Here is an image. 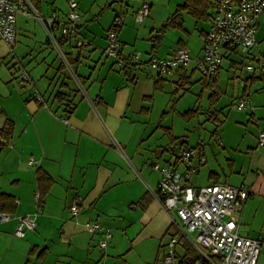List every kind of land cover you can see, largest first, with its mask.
I'll return each mask as SVG.
<instances>
[{
  "label": "crops",
  "instance_id": "crops-1",
  "mask_svg": "<svg viewBox=\"0 0 264 264\" xmlns=\"http://www.w3.org/2000/svg\"><path fill=\"white\" fill-rule=\"evenodd\" d=\"M75 1L80 15L78 35L63 43L64 53L55 49L43 24L33 17L16 16V37L24 36V42L16 41L10 48L0 38V194L10 198L0 200V214L10 215L6 221L0 220V264H163L166 243L180 237L175 223L179 221L174 212L162 208L156 196L160 175L153 164L172 163L178 150L187 145L173 148L167 157L166 148L152 139L162 126L154 127L149 116L156 101L168 103L165 85L170 83L171 90L177 92L181 83L189 87L194 72H199L196 59L202 55L211 9L204 20L182 11V27H169L161 33L162 25L183 0L166 16L157 14L159 18L149 16L152 6L143 0L149 4V19L140 28L133 24L144 20L137 23L133 16L142 3L129 13L128 4L123 9L122 0H116L118 5L115 0ZM33 2L41 17L55 15L51 30L58 35L56 27L66 18L69 0ZM110 2L113 14L103 19ZM184 14L195 20L191 30L186 27ZM118 17L123 20L117 30L121 47L119 55L113 57L104 49L107 31ZM36 24L38 34L44 35L38 40ZM261 27L264 14L256 21L254 47L259 57H255L254 47L225 50L222 64L212 77L205 78L199 72V95L208 92L203 112L216 124L215 143L198 144V170L190 178L195 187L222 183L248 191L232 216L240 236L259 241L256 264H264V145L258 143V135L264 132ZM97 28L99 35L93 33ZM168 31L178 32L176 44L160 54V49H152V40L162 34V42ZM37 44L46 51L54 50L57 62L43 53L38 62L25 61V51L32 52ZM176 47L187 49L192 60L168 77L156 76L147 65L149 58L168 57ZM132 52L141 53L140 62L120 66ZM63 54L74 61L73 71ZM225 59L228 69L223 77ZM243 71L231 88L233 109L225 116L224 108L218 106L221 88L232 77L229 73L236 77ZM22 73L29 76L28 81L20 79ZM216 92L220 96L213 105L215 121L207 112L209 97ZM240 98L249 101L245 109L234 106ZM184 112L180 115L188 121ZM163 129L171 138L169 128ZM7 130L9 134L5 135ZM38 172L50 179L49 184H39ZM201 175L205 183L198 186L196 181ZM75 201L79 212L73 215L69 207ZM19 216L33 218L36 223L22 237L14 234ZM88 222H97L110 232L104 250L98 246L102 231L88 232Z\"/></svg>",
  "mask_w": 264,
  "mask_h": 264
},
{
  "label": "built area",
  "instance_id": "built-area-1",
  "mask_svg": "<svg viewBox=\"0 0 264 264\" xmlns=\"http://www.w3.org/2000/svg\"><path fill=\"white\" fill-rule=\"evenodd\" d=\"M68 5L66 18L57 25L59 34L55 35L51 30L55 26V15L41 17L33 0H0V38L12 48L16 42V16L33 17L43 24L51 44L61 53L57 44L58 38L75 37L79 30L80 15L76 11L78 3L69 0ZM210 9V28L203 38L202 55L196 59L197 69L205 78L212 77L220 68L223 51L251 49L256 45V21L264 14V0H212ZM148 12L149 4L143 2L134 14L135 21L141 23ZM122 22L121 17L116 18L107 31L104 53L108 56L119 55L121 44L117 40V30ZM80 44L78 42V45ZM140 56L141 53L132 52L124 62L137 64L140 62ZM191 60L187 49L176 47L168 57H150L147 65L156 76L168 77ZM124 62L119 65H125ZM20 79L28 81L29 76L22 73ZM35 97L40 100L38 95ZM248 105L246 98H240L234 103L239 110ZM258 143L264 145V132L258 135ZM195 157L196 148H180L172 163L153 164V169L160 175L156 196L162 208L168 213L174 212L179 221L175 223L180 237L170 239L166 243L163 264H180L177 248H182L184 243L197 254L198 260L195 264H200V261L208 264H256L260 243L255 239L240 236L238 223L232 216L246 200L248 191L222 183L193 186L190 178L198 170ZM69 210L73 215L79 212L77 201L70 205ZM9 218L7 213L0 214L2 221ZM35 226L33 218L19 216L14 234L22 237L26 230H33ZM85 229L90 233L102 231L103 238L98 246L104 250L111 237L110 232L103 230L97 222L86 223Z\"/></svg>",
  "mask_w": 264,
  "mask_h": 264
},
{
  "label": "rangeland",
  "instance_id": "rangeland-1",
  "mask_svg": "<svg viewBox=\"0 0 264 264\" xmlns=\"http://www.w3.org/2000/svg\"><path fill=\"white\" fill-rule=\"evenodd\" d=\"M122 1H123V9L125 8L124 7L125 4H128L127 10L130 13L133 10V8L140 6L143 0H122ZM145 1L151 4L152 6L149 16L150 15L157 16L158 14L161 17L166 16L168 12H171V10H174L176 4H179L182 2V0H145ZM87 2H90V0H87ZM114 3H116L117 5L119 4L118 1L116 0ZM109 4L110 5H107L105 7L106 12L104 16L102 17L103 19H106L109 15L113 14L112 11L109 10L110 9L109 6H112L113 3L110 2ZM147 16L145 17L144 22L142 24L134 23L133 26L137 28L144 27L146 25V22L149 19ZM157 18L159 17L157 16ZM184 18L186 20V27L191 30L192 28L191 24H194L195 20L192 19L187 14H184ZM34 21L37 22L38 20H34ZM202 24L203 22L199 21V25H202ZM36 25H37L36 26L37 27L36 28L37 29L36 38L38 40V36L39 38L40 37L43 38L44 35L40 34L41 35L40 36L38 34V24ZM207 26H208L207 23H205L204 27H207ZM93 33H95L96 35H99L100 33L99 29L97 28L95 32ZM177 33L178 32L176 31L166 32V34L163 37V41L160 42L161 44L158 47H156L155 50L157 51L158 49H160L161 51L160 54L165 53V50L168 47L174 46L176 44V38H178ZM259 33L261 35V38H264V27H261V30L259 31ZM20 38H22L23 40ZM16 39H17L16 41H23V42L24 40H26L24 36L21 37L19 34L17 35ZM30 40L34 42V34L30 35ZM14 50L18 52L17 46L15 47ZM53 51H50V50L46 51L42 44H39V45L37 44V46L32 52L25 51L22 57H24L25 61L27 62H31V61L38 62V59L41 58V54L43 53L46 56L50 55V59L54 62H57L56 57H55L56 52L55 51L53 52ZM60 51L64 53L65 48L60 49ZM253 53L255 54V57H259L256 47H254ZM260 58L262 59V62H264V57H260ZM252 63L255 64L257 67L259 66V63L257 62H252ZM71 69L73 70V67ZM227 69H228V61L227 59H225L223 62V70L221 72L223 74V77L226 75ZM243 74H244V71L240 74L237 72L236 77H233L232 73H229V75L232 77H230V80L227 81V84L226 85L223 84V87L221 88L223 91V95L218 103V106L224 108L222 113L225 116H227L229 111H231L230 109H233V106L230 105V102H231V90H232L231 88L234 87V85L236 84L234 81L239 82V77H242ZM199 78H200L199 72L195 71L191 79L192 80L191 84H188L189 87L187 86V83H184V84L181 83L180 85L181 87H179L177 92H174L171 90L170 83L165 85V88H166L165 95L166 96L164 98L169 100L168 103H167V100H158V102L156 101L154 108L152 109V112L150 113V116H149L150 123H154L153 125L154 127L156 124H160L162 126V127L157 128V131L156 133H154L152 139L153 140L155 139L156 141L161 142V145H163V147L166 148L165 154L167 157H169V154L171 156V152L173 148H176L180 144H186L188 147L196 148L198 144L207 145L208 141H212L213 144L215 143L213 142L215 138L213 131L215 130L216 124L212 120H210L208 116H206V114L203 112L205 106L207 105L206 99H207L208 92L205 91L203 93V96L200 97L199 94L201 90V84L197 82ZM71 83L73 85V82ZM198 106H199V112L195 114L194 117L190 118L188 121L184 120L182 116L180 115L182 112L188 109L196 108ZM171 107H174V110H170ZM232 111H234L235 113L236 110H232ZM151 127L152 126H150L149 129H151ZM163 127L169 128L171 138L169 137V135H167V133L164 132ZM207 149L209 148L207 147ZM207 153L208 155H210V157L213 156L209 150H207ZM202 178L204 177L201 175V177L197 179L196 184L198 186H201L205 183Z\"/></svg>",
  "mask_w": 264,
  "mask_h": 264
},
{
  "label": "trees",
  "instance_id": "trees-1",
  "mask_svg": "<svg viewBox=\"0 0 264 264\" xmlns=\"http://www.w3.org/2000/svg\"><path fill=\"white\" fill-rule=\"evenodd\" d=\"M212 0H183L182 4L178 6V8L174 11V13L166 19L165 23L162 25V28L160 32H164L166 28H181L182 27V18H181V12L186 11L188 12L192 17L195 19H207V11L211 7ZM113 24V23H112ZM162 34L158 35L157 37L153 38L152 40V49L155 50V48L158 46V44L161 41ZM70 38L68 37H59L57 40V44L59 48L61 49V46L63 43ZM49 42V41H48ZM64 59L67 63V65L72 68L74 61L71 59V57L67 54H63ZM128 64H135V63H125V65ZM73 71V70H72ZM81 80V79H78ZM204 86L209 87L208 82L203 83ZM220 96L219 92L212 93L209 97V107L207 114L209 117L214 118L213 120H217L215 117V113L213 112V105L218 100ZM199 112V107L189 109L185 111L182 115L187 116L189 118L193 117L195 114ZM9 134V131H5V135ZM37 180L39 184L43 183V181H46L47 184H49L50 179L43 174L42 172H38ZM46 184V185H47ZM10 199L8 196H5L3 194H0V200H7ZM4 203V202H3ZM10 204L12 205V202L10 201ZM177 256L180 258V264H195V262L198 260V256L195 253V251L186 243H184L182 249L180 252L177 251ZM200 264H208L204 261H200Z\"/></svg>",
  "mask_w": 264,
  "mask_h": 264
},
{
  "label": "water",
  "instance_id": "water-1",
  "mask_svg": "<svg viewBox=\"0 0 264 264\" xmlns=\"http://www.w3.org/2000/svg\"><path fill=\"white\" fill-rule=\"evenodd\" d=\"M187 148H188L187 146L183 147V149H187Z\"/></svg>",
  "mask_w": 264,
  "mask_h": 264
}]
</instances>
